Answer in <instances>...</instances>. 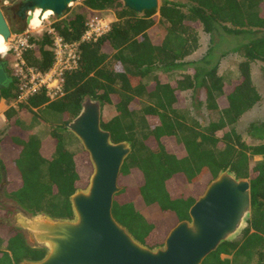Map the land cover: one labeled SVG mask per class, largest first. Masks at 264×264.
<instances>
[{
    "label": "trees",
    "instance_id": "1",
    "mask_svg": "<svg viewBox=\"0 0 264 264\" xmlns=\"http://www.w3.org/2000/svg\"><path fill=\"white\" fill-rule=\"evenodd\" d=\"M186 1L164 0L139 14L120 1L86 0L91 11L110 10L115 20L97 41L79 44V65L65 74V94L55 101L42 91L14 105L19 86L6 67L9 81L0 88V102L8 106V129L0 139V185L5 182V195L29 213L72 218L70 197L88 186L90 176L68 148V140L77 139L66 125L90 98L103 109H115L114 117L102 119L112 141L132 143L113 215L136 240L150 248L162 246L172 227L190 219L196 190L230 168L250 181L251 218L240 239L223 243L203 264H264V121L248 127V134L261 142L255 146L236 130L262 98L250 72L258 62L264 73V0ZM85 23L84 15L74 13L53 27L67 43H76ZM200 31L212 44L226 36L244 42L220 55L211 47L200 61H186L200 47ZM30 43L33 47L24 53L27 65L48 71L54 62L53 37L45 32ZM230 54L244 59L234 79L219 74V58ZM186 91L193 93L194 109H207L208 125L190 116ZM23 116L48 126L47 136L35 135ZM254 156L262 160L251 164ZM44 256L19 231L0 227V264Z\"/></svg>",
    "mask_w": 264,
    "mask_h": 264
},
{
    "label": "water",
    "instance_id": "2",
    "mask_svg": "<svg viewBox=\"0 0 264 264\" xmlns=\"http://www.w3.org/2000/svg\"><path fill=\"white\" fill-rule=\"evenodd\" d=\"M76 1L23 0L18 16L28 24L33 16L27 13L37 9L61 16ZM115 1L139 14L159 8V0ZM0 35L6 42L11 37L1 8ZM8 81L0 61V88ZM102 112V104L88 98L66 125L92 166L88 186L70 197L72 218L32 214L15 205L20 211L15 230L28 246L45 251L42 259L20 264H203L223 243L242 237L251 218V185L228 168L206 186L189 210L190 219L176 224L162 246L150 248L136 240L113 215L114 197L121 191L119 176L132 152V143L112 141L110 132L102 127ZM11 223L15 225L13 220Z\"/></svg>",
    "mask_w": 264,
    "mask_h": 264
},
{
    "label": "rangeland",
    "instance_id": "3",
    "mask_svg": "<svg viewBox=\"0 0 264 264\" xmlns=\"http://www.w3.org/2000/svg\"><path fill=\"white\" fill-rule=\"evenodd\" d=\"M18 1L20 0H0V8L5 16V19L9 25V28L12 34H16L19 32H25L28 29H30L29 24L27 23V20L19 18L18 10L16 11L17 15H15V13H13L10 10L16 7V3ZM85 1L86 0H78L76 2L71 3L68 9L61 16H56L52 14L51 16H49L48 21L55 23L65 18L66 19L69 18L74 13H81L82 15H84L85 18H87L89 15L103 16V17H108V18H111V16H114L112 11L110 10L101 11V12L91 11L89 8L86 7ZM162 1L164 0H159V5L162 3ZM176 1L180 3L187 2L186 0H176ZM27 16H29L28 13H27ZM31 33L33 37H41L42 35L39 29H34ZM200 37H201V40H200L199 49L192 56L188 57L186 61H200L207 54L208 50L211 47L214 48L215 53L220 55L222 54L223 51H227V49L235 47L240 42H244V39L242 41V38L237 39L234 37L226 36L223 42L219 43L217 41L215 44H212L210 36L204 33L203 31H200ZM219 60H220L219 74L230 75L229 77H231V79H234L238 76V65L244 59H240L237 55L230 54L224 57L221 56ZM0 61L2 63H6L5 68L8 67L10 73L12 74L9 55L4 54V53L1 54ZM262 66H263L262 63H258V62L253 63L251 65V72H250L252 81L262 96L261 101L251 111L244 114L243 117L239 120V122L236 125L237 132L241 135L243 141H245L248 146H255L261 143L259 140L252 138L248 134L247 130L251 123L264 121V73L262 72V69H261ZM192 95H193L192 91H186L183 93V97L185 98V105L190 111V116L196 119L201 125L206 126L210 122L209 113L205 107H202L200 110H196L193 108ZM0 105H1L0 106V139H1L3 134H5V132L8 129V122H7L6 117L2 116L1 114L2 110L6 109L7 105L6 104L4 105L2 103ZM114 116H115V109L113 107L106 106L103 109V112H102L103 121L109 120ZM23 120L25 121V126H28L29 128H31L32 132L35 135L42 137V138L47 136L49 132L48 126L35 123L33 120H31L29 117H26V116H23ZM77 141L75 142L73 138L68 140V148L76 153L77 161H78V168L81 171L85 172L86 174H89V176H91L92 166H91L88 154L84 151L80 142L79 141L77 142ZM261 160H262L261 156H254L251 159V164L258 163ZM205 188L201 187L198 190H196L199 196L202 195ZM4 189H5V185H4ZM4 189L0 186V204H2L4 208H6L7 210L6 214H8V212L10 213L11 210H13L16 204L12 205L14 202L5 195ZM168 227H171V223H169Z\"/></svg>",
    "mask_w": 264,
    "mask_h": 264
},
{
    "label": "built area",
    "instance_id": "4",
    "mask_svg": "<svg viewBox=\"0 0 264 264\" xmlns=\"http://www.w3.org/2000/svg\"><path fill=\"white\" fill-rule=\"evenodd\" d=\"M31 14L28 12V15ZM112 22L111 18L108 17L89 15L86 18V30L80 41L67 43L61 35L55 32L54 22H49L48 18L43 19L37 29L41 34L46 32L53 37L51 50L54 54V62L46 72L30 67L24 58V53L33 47L30 38L33 36L31 32L34 29L30 23V29L27 31L11 33L9 41L6 42L7 47L4 54H8L10 57L11 72L19 86V95L14 105L24 103L42 91L50 101L63 97L65 94V74L77 69L79 65V44L97 41L110 31Z\"/></svg>",
    "mask_w": 264,
    "mask_h": 264
},
{
    "label": "flooded vegetation",
    "instance_id": "5",
    "mask_svg": "<svg viewBox=\"0 0 264 264\" xmlns=\"http://www.w3.org/2000/svg\"><path fill=\"white\" fill-rule=\"evenodd\" d=\"M22 1L23 0L18 1L16 3V7L10 9L13 13H15V15H17L16 11L17 10L19 11L20 4L22 3ZM19 18L22 19L21 17H19ZM1 187L4 189V186L1 185ZM10 200H12V199H10ZM12 201L14 202L12 205L17 204V206L20 207V205L18 203H16L14 200H12ZM21 210H24V209L22 208ZM6 211H7L6 208H4L2 206V204H0V227L3 228V229H7L10 232L15 231L16 217L20 213V211H17L15 209V207L13 208V210H11L10 213L8 212V214H6ZM24 211L27 212L26 210H24ZM12 220L15 222V225L11 223Z\"/></svg>",
    "mask_w": 264,
    "mask_h": 264
},
{
    "label": "bare ground",
    "instance_id": "6",
    "mask_svg": "<svg viewBox=\"0 0 264 264\" xmlns=\"http://www.w3.org/2000/svg\"><path fill=\"white\" fill-rule=\"evenodd\" d=\"M53 14L52 11H46L45 13H42L41 10L37 9L35 10L31 15L33 18L31 19L30 26L33 29H37L40 26V23L43 19L49 18ZM7 43L4 40V38L0 35V55L3 54L6 51Z\"/></svg>",
    "mask_w": 264,
    "mask_h": 264
},
{
    "label": "crops",
    "instance_id": "7",
    "mask_svg": "<svg viewBox=\"0 0 264 264\" xmlns=\"http://www.w3.org/2000/svg\"><path fill=\"white\" fill-rule=\"evenodd\" d=\"M111 20L114 21V20H115V16H111ZM258 92H259V91H258ZM260 95H261V94H260ZM261 97H262V96H261ZM1 103L5 105V103H4L3 101H2ZM1 103H0V104H1ZM4 105H3V106H4ZM0 106H1V105H0ZM7 109H8V106L6 107V109H3V110H2V112H1L2 116H5V112H6ZM3 184H4V182H3L1 185L4 186ZM1 185H0V186H1ZM239 239H240V238H239Z\"/></svg>",
    "mask_w": 264,
    "mask_h": 264
}]
</instances>
